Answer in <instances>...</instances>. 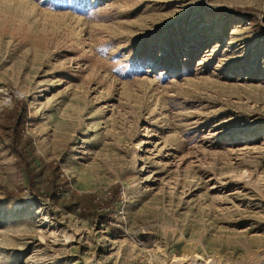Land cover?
Segmentation results:
<instances>
[{
  "label": "rangeland",
  "instance_id": "374dc122",
  "mask_svg": "<svg viewBox=\"0 0 264 264\" xmlns=\"http://www.w3.org/2000/svg\"><path fill=\"white\" fill-rule=\"evenodd\" d=\"M0 264H264V0H0Z\"/></svg>",
  "mask_w": 264,
  "mask_h": 264
},
{
  "label": "trees",
  "instance_id": "16d2710c",
  "mask_svg": "<svg viewBox=\"0 0 264 264\" xmlns=\"http://www.w3.org/2000/svg\"><path fill=\"white\" fill-rule=\"evenodd\" d=\"M23 114L24 108L21 107L14 108L9 114V120L11 121V130L13 135L18 136L22 128L24 119ZM12 150L16 155H18L19 152L17 151L16 144L12 145ZM70 203H72L75 208L77 207L83 215L86 211L92 212V210H94V207L97 206V204L93 203L91 197L89 196H73V200ZM102 215L104 214L102 213ZM98 217L101 220L100 217L102 216L99 215Z\"/></svg>",
  "mask_w": 264,
  "mask_h": 264
}]
</instances>
